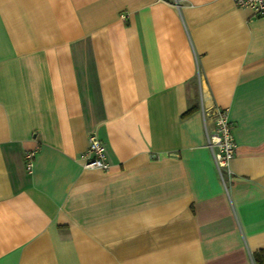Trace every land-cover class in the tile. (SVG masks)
Masks as SVG:
<instances>
[{"label": "crops", "instance_id": "1", "mask_svg": "<svg viewBox=\"0 0 264 264\" xmlns=\"http://www.w3.org/2000/svg\"><path fill=\"white\" fill-rule=\"evenodd\" d=\"M215 108L237 144L225 184L205 132ZM90 134L107 170L82 166ZM258 251L264 16L232 0H0V264H258Z\"/></svg>", "mask_w": 264, "mask_h": 264}, {"label": "built area", "instance_id": "2", "mask_svg": "<svg viewBox=\"0 0 264 264\" xmlns=\"http://www.w3.org/2000/svg\"><path fill=\"white\" fill-rule=\"evenodd\" d=\"M234 6L247 8L256 16H264V0H232ZM213 127L208 130L205 126L207 146L210 149L214 164L218 171L221 181L225 184L226 180L232 176L230 161L236 152V142L233 136L231 121L226 109L215 108L213 112ZM35 150L24 152V165L27 172H31ZM84 168H99L107 170L106 146L95 135L88 136V145L82 154Z\"/></svg>", "mask_w": 264, "mask_h": 264}, {"label": "trees", "instance_id": "3", "mask_svg": "<svg viewBox=\"0 0 264 264\" xmlns=\"http://www.w3.org/2000/svg\"><path fill=\"white\" fill-rule=\"evenodd\" d=\"M198 108L196 103L189 106V108L181 115L182 117L188 116L193 113ZM253 257L256 263L261 264L264 263V254L261 251L253 253Z\"/></svg>", "mask_w": 264, "mask_h": 264}]
</instances>
